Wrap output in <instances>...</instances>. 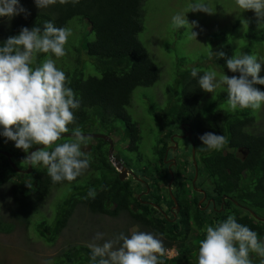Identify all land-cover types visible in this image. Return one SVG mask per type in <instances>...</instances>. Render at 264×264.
<instances>
[{
  "label": "trees",
  "instance_id": "obj_1",
  "mask_svg": "<svg viewBox=\"0 0 264 264\" xmlns=\"http://www.w3.org/2000/svg\"><path fill=\"white\" fill-rule=\"evenodd\" d=\"M19 2L22 5L24 0ZM28 12L30 14L25 20L13 25L0 40V46L9 37L18 35L23 27H43L45 22H52L58 28L69 29L71 25L85 21L94 39L83 41L80 48L66 53L67 57L73 58L72 72L64 71L66 83L80 101V108L74 110L76 123L69 125V132L79 126L82 133H100L110 137L117 135L119 142L126 143L125 151L134 154V157L124 156L120 150L115 153V158L120 160L122 154L123 165L138 177L144 174L150 178L152 185L149 194L138 199L132 188L133 180H119L118 172L108 158L109 145L102 139H88L82 144L88 147L84 153L91 154L90 167L72 182H52L47 169L41 165L32 168L30 174L19 173L0 154V196L6 199L4 207L0 203V233L13 231V224L1 214L6 209L10 220L13 218L26 226L36 222V236L52 246L68 226L75 211L82 207L93 215L116 218L123 214L127 216L129 226L139 227L140 231L154 235L163 233L158 238L162 239L166 250L174 248L176 255L173 258L165 255L159 257L162 264H198L192 260H196L194 254L205 238L207 225L216 226L230 215L235 217L237 223L255 231L258 240L264 243V221L255 220L248 212L264 218V133L252 130L256 121L254 113L251 115L246 109L232 111L228 105L227 109L222 106V100L225 103L228 100L227 92L215 98L217 91L211 93L213 97L203 92L198 79L205 71L198 65L182 69V65L188 64L187 60L180 63L173 74L170 87H177V94L169 92L168 88L161 104L154 100L155 95L154 98L151 96L150 102L154 103L150 115L156 122L161 120L168 125H178L185 120L190 122L199 172L209 180L211 188L217 193L216 207L220 206L224 196L225 207L210 218L200 210L198 198H194L190 207L191 196L186 194L184 187L176 184L172 185V194L181 207L176 221L168 222L154 209V212H149L150 207L142 203L146 199L160 207L163 202L172 203L168 190L164 189L170 180L166 167L157 171L160 177L155 175L152 168L153 161L163 167L166 139L171 131L168 129L162 133L157 145L153 146L152 159H148L140 151L142 137L139 126L127 110L132 105L136 89L153 87L161 78V69L138 39V34L143 30L142 0H79L75 5L71 0L67 4H60L57 0V3L43 9L36 8L33 0ZM241 22H247V32L243 33L246 38L250 36L249 32H254L252 26H264V20H258L255 14L247 17L245 12L238 14L236 23ZM210 37L215 52L223 50L226 53L224 58L216 57L214 60V65L225 75L228 72L227 58L249 54V42L242 48L246 52L236 51L235 44L238 42H229L224 32L213 33ZM49 55L39 53L37 60H45ZM193 68L198 71L195 78L191 75ZM207 132L225 136L228 143L220 150H201L200 137ZM91 141H94L93 145H89ZM65 142H71V138H62L53 147ZM0 150L12 155L11 160L18 169L27 168L23 162L27 153L16 149L13 141L0 136ZM239 151L244 152L243 158L237 156ZM155 182H160L158 188L153 187ZM29 183L31 188L27 186ZM89 189L96 191L94 199H86ZM53 196L57 197L56 203L48 208V213L42 214L40 207ZM90 258L91 249L87 245L70 244L61 249L53 260L54 264H90ZM250 258L253 264H261L264 259L251 252Z\"/></svg>",
  "mask_w": 264,
  "mask_h": 264
},
{
  "label": "clouds",
  "instance_id": "obj_2",
  "mask_svg": "<svg viewBox=\"0 0 264 264\" xmlns=\"http://www.w3.org/2000/svg\"><path fill=\"white\" fill-rule=\"evenodd\" d=\"M71 2L75 5L79 0ZM34 3L36 8L43 9L57 3V0H34ZM59 3L67 4L69 0H59ZM235 4L241 13L251 11L258 20H264V0H235ZM188 12L211 15L213 9L204 0H194L188 5L187 12L172 17L173 27H187L190 37L196 40L198 33L193 32L192 28L197 26V22L190 24L187 21ZM22 14L27 17L30 13L19 0H0V17L10 20ZM71 34L70 29L45 22L43 27L21 28L18 35L9 37L0 46V136L13 141L15 148L25 153L34 145L41 146L26 155L23 162L32 168L37 165L45 167L54 183L74 181L91 163V154L81 150L82 144L90 138L82 134L79 126L71 129V142L53 147L62 134L70 131L69 125L76 123L74 110L80 108V101L76 99L73 89L67 86L65 72L56 66V61L66 55L65 45ZM39 53L51 55L42 64H36ZM214 55L224 58L226 53L220 50ZM262 65L264 62L249 54L227 58L226 68L231 73H238V76L223 74L216 82L217 73L207 71L199 76L198 84L206 93L226 85L228 106L232 111L237 108L258 110L264 104V91L255 87L264 85V77L259 76ZM191 75L197 77V69L193 68ZM200 140L203 145L201 150H220L228 143L225 136L212 132L204 133ZM130 175H133V171ZM136 177L131 179L139 186ZM27 186L31 188L32 185L29 183ZM165 189L168 190L167 187ZM171 190L169 194L171 192L172 196ZM96 194L94 189H89L86 199H94ZM121 216L123 214L118 217ZM158 236L162 237L163 233L154 235L134 231L126 236L121 232L101 245L95 241L102 239L103 234L97 233L94 241L88 245L91 249L90 264H162L159 257L166 256L167 250L175 249L166 250ZM197 252L198 264H253L250 252L264 258V243L258 240L255 231L237 223L235 217L230 215L216 226L206 227L205 238ZM261 264H264V259Z\"/></svg>",
  "mask_w": 264,
  "mask_h": 264
},
{
  "label": "rangeland",
  "instance_id": "obj_3",
  "mask_svg": "<svg viewBox=\"0 0 264 264\" xmlns=\"http://www.w3.org/2000/svg\"><path fill=\"white\" fill-rule=\"evenodd\" d=\"M31 2L33 0H24L22 6L28 10ZM193 2L194 0H142L143 30L138 34V39L147 49L152 61L161 69V78L153 87L136 89L133 95L132 105L127 110L139 126L142 137L140 151L148 159H152L153 148L159 142L158 138L165 132V124L156 122V119H152L150 115L154 103L150 102V97L153 96L154 98L155 95L156 98L154 100L161 104L164 101L163 95L168 88H170L169 92L177 94V87L173 89L170 87L173 83V74L176 72L177 66L184 60H187L188 64L182 65V69L190 68L191 65H198L205 72L215 71L217 73L216 81H220L222 78L223 71L214 65L216 58L214 53L216 52L213 49L210 37L213 33L224 32L228 41L231 43L236 40L238 42L235 44L236 51H245L242 48L249 42L248 53L257 57L259 61L264 62V26H258L259 28L252 26L254 32H249L248 34L250 36L246 38L243 33L247 32V22L236 23L241 10L236 6L235 0H204L213 9V14L211 15L202 12L186 13V19L190 24L193 21L197 22V26L192 28L193 32L198 33L196 40L190 37V32L187 27L180 29L173 27L172 17L178 13L183 14L187 12L188 5ZM253 14L251 11L245 12L247 17H251ZM24 20L25 16L23 14L15 16L10 20L0 17V40L8 33L13 25L21 23ZM69 29L72 34L65 45L66 53H71V50L80 48L83 41L88 42L94 39V35L87 29V23L85 21L78 22L75 26L71 25ZM62 58L63 60L59 58L56 61L57 68L62 71L72 72L73 58L67 57L66 55ZM43 61L44 58H41L36 63L42 64ZM90 64L93 66V63ZM227 74H230V76L232 74L239 75L238 73H231L229 71ZM259 76L264 77V65L261 67ZM255 87L264 91V85H257ZM215 91L217 92L214 98L221 95L222 92H227V86L217 87ZM211 96L213 97L212 94ZM227 105L228 100L226 103L222 100V106L225 109H227ZM237 110L245 109L237 108ZM246 110L251 115L254 113L256 117L252 130L255 133L263 134L264 104L258 110ZM112 138L116 141L113 154L121 150L124 156L129 155L134 157V154L130 155V153L125 151L126 143L119 142L117 135H113ZM93 144L94 141H91L89 145ZM81 150L82 152H87L88 147L81 146ZM236 154L242 158L244 156L243 151H239ZM123 158L121 156L120 159ZM153 162V169L156 166L157 169L164 170L161 165L159 168L157 167V163L155 161ZM129 164H133V162ZM127 179L131 180V177L128 176ZM132 188L136 193L137 191L139 192V186L136 183L132 182ZM63 190L64 188H62ZM3 197L4 199L0 196L1 207L5 206L4 202L6 199L5 196ZM56 198V196H53L51 199L48 198L40 207V212L42 214L48 213V208L53 207V204L56 203ZM1 214L5 220L13 224V231L9 234L0 233V264H46V262L54 264L53 257L61 249L70 244H83L88 246L89 243L94 241L97 233H102L103 238L96 240L95 243L102 245L108 240H113L121 232L126 236H130L132 232L140 231L138 227L129 226V221L125 216L111 218L103 215H93L81 207L75 211L68 226L63 230L56 242L52 246H48L36 236L34 229L36 222L26 226L14 221L13 218L10 220L6 209L2 210ZM165 254L167 258H172L176 255V252H168L167 250ZM194 259H196L194 263H198V252L194 254Z\"/></svg>",
  "mask_w": 264,
  "mask_h": 264
},
{
  "label": "flooded vegetation",
  "instance_id": "obj_4",
  "mask_svg": "<svg viewBox=\"0 0 264 264\" xmlns=\"http://www.w3.org/2000/svg\"><path fill=\"white\" fill-rule=\"evenodd\" d=\"M161 123H165V122H161ZM168 129L171 131V134H169L168 138L166 139L167 148L165 149V153L162 159V163H163L162 166L163 168L166 167L167 172L169 173V178H170L168 185H167L168 192H169V187L171 190L173 184H176V186L178 185L180 187L181 186L184 187L186 194L188 196L189 195L191 196L189 206L192 207L190 204L194 203V200H195L194 198L196 199L198 198L197 204L200 210L203 212H206V214H208L210 218L212 216L214 217L218 213V211L220 212L224 210L226 197L225 196L222 197L221 199L222 203H220V206L217 208L216 202H215L217 193L214 192L213 188H209L211 187L209 180L205 176H203V174L199 172V168L197 165L199 161H198L195 150H194V155H192V150L194 148V141H193L194 139H193V132H192V127H191L190 122L188 120H185L184 122H181L178 125L176 123L172 125H168L165 123L164 130L168 131ZM115 142L116 141L113 140L114 146H115ZM115 153L117 154V152ZM120 158H121V155H120ZM11 159H12V155H11ZM120 160L124 162L123 159H120ZM157 167L160 168V165H157ZM25 169L22 168L19 170H25ZM143 170L144 169H142V171ZM196 170H197V173L195 172ZM154 171H155V175L159 177L161 176L159 173L156 174L157 171H160L159 169H154ZM170 171L173 174V179L170 174ZM134 174L135 172H133V175H130V177H134ZM142 177L143 178L137 176L136 177L137 179H135L137 183L139 184V192L137 191L136 193L138 199L141 196H147L149 194V188L152 185L150 183L152 182L150 178H146L144 174L142 175ZM158 184L160 185V182H155L153 184V187L158 188L157 187L159 186ZM144 187H146V190H144ZM172 196L170 195L172 203L170 204L169 201L163 202L164 204L162 207L154 204L152 201L148 199L142 200V203L150 207L149 212H154L153 211L154 209L159 215L164 217L168 222L169 221L174 222L178 219V216L181 213V207L178 204V201L173 196L177 202V206L174 204V201L172 200ZM182 208L185 209L184 206ZM244 210L247 211V209H244ZM248 212L252 216L251 212L250 211Z\"/></svg>",
  "mask_w": 264,
  "mask_h": 264
},
{
  "label": "water",
  "instance_id": "obj_5",
  "mask_svg": "<svg viewBox=\"0 0 264 264\" xmlns=\"http://www.w3.org/2000/svg\"><path fill=\"white\" fill-rule=\"evenodd\" d=\"M82 134H83L84 136H86V137H89L90 139H102V140H104V141H106V142L108 143V145H109V148H108V157H109V159H110L112 165H113V166L115 167V169L117 170V172H118V178H119L120 181H124V180L127 178V176H128L129 174H132V171H131V170H128V169L122 164V162H121L119 159H117V158H115V157L113 156L114 143H113L112 139H111L109 136L104 135V134H100V133H82ZM71 136H72V133H71V132H69V133H65V134H62V138H71ZM62 138H61V139H62ZM40 147H41V146H39V145H36V146L32 147V148L28 151L27 155L30 154L31 152L37 150V149L40 148ZM0 154L8 159V161H9L11 167H13V169H15L17 172L22 173V174H30V173L32 172V167H29L28 165H27V168H26L25 170H19V169L14 165V163H12V161H11V154H10L9 152L1 151V150H0ZM192 155H194V148H193V150H192ZM195 172L197 173V170H196ZM170 174H171L172 179H173V174H172L171 171H170ZM134 177H135V176H134ZM172 179H171V181H172ZM169 186H170V184H169ZM169 191H170V187H169ZM170 195H171V192H170ZM172 200L174 201V204L177 206V202H176V200L174 199L173 196H172ZM233 203H235V205H237V203H236L235 201H233ZM176 208H177V207H176ZM251 214H252V216H253L255 219H257L258 221H264V218H259V217H257L253 212H251Z\"/></svg>",
  "mask_w": 264,
  "mask_h": 264
}]
</instances>
